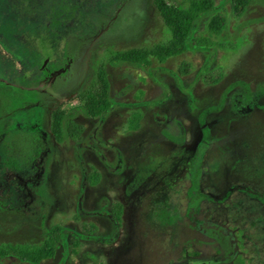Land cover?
I'll return each instance as SVG.
<instances>
[{
    "label": "rangeland",
    "instance_id": "374dc122",
    "mask_svg": "<svg viewBox=\"0 0 264 264\" xmlns=\"http://www.w3.org/2000/svg\"><path fill=\"white\" fill-rule=\"evenodd\" d=\"M213 1L186 53L144 68L107 58L170 38L154 0H0V168L32 193L22 210L0 207V248L39 245L59 227L40 264H236L237 253L264 264V2L236 18L230 0ZM216 13L227 25L214 41L228 46H198ZM100 64L113 106L94 120L77 99ZM217 70L222 81L205 86ZM58 109L74 111L80 143L54 141ZM133 112L140 127L126 133Z\"/></svg>",
    "mask_w": 264,
    "mask_h": 264
},
{
    "label": "trees",
    "instance_id": "16d2710c",
    "mask_svg": "<svg viewBox=\"0 0 264 264\" xmlns=\"http://www.w3.org/2000/svg\"><path fill=\"white\" fill-rule=\"evenodd\" d=\"M255 1L264 0H230L234 16L241 18L248 6ZM155 8L166 28L170 31V38L153 46L134 47L109 53L107 62L114 66L120 64L139 65L149 68L152 61L164 64L169 58L180 56L187 51V42L196 24L200 19L214 11L213 0H188L185 7H180L174 0H154ZM227 25L226 17L222 13H216L208 21V37L196 40L198 46L215 47L224 49L228 45L216 44V40L225 31ZM189 64L183 63L178 68L180 75L188 74ZM223 79V72L217 70L203 76L202 82L205 86H215ZM111 84L106 67L100 64L97 67L95 78L89 89L78 97V101L84 108L86 114L94 120H101L112 108L110 100ZM142 115L140 112H133L128 119L125 132H137L140 127ZM51 131L55 142L63 144L69 140L73 143H80L83 138L84 127L75 122L74 111L64 112L58 109L53 113ZM90 186L94 187L100 182V173L91 168L88 176ZM123 213V206L116 202L112 205L111 219L117 223ZM84 232L92 235L97 230L94 224H83ZM62 236L59 227L53 229L51 234L39 245H11L0 248L1 264H40L44 260L55 257L57 244ZM241 253V252H240ZM14 256V257H13ZM16 258V260L14 259ZM232 263L244 264L240 254H236L231 260ZM99 264H105L100 261Z\"/></svg>",
    "mask_w": 264,
    "mask_h": 264
},
{
    "label": "flooded vegetation",
    "instance_id": "af4514ba",
    "mask_svg": "<svg viewBox=\"0 0 264 264\" xmlns=\"http://www.w3.org/2000/svg\"><path fill=\"white\" fill-rule=\"evenodd\" d=\"M115 6L116 4H111L107 6V8L105 6L104 9H112ZM87 34L89 35L88 32ZM76 42H78V40H76ZM2 163L4 167L0 168V207L7 210H22L32 202V193H29L28 186L24 184L23 180L16 173L8 171L5 162L2 161ZM12 180H14L15 183ZM13 183L14 185L11 187ZM5 202L10 203V205L5 204ZM3 262L4 261L0 260V264ZM16 264H22V262Z\"/></svg>",
    "mask_w": 264,
    "mask_h": 264
}]
</instances>
